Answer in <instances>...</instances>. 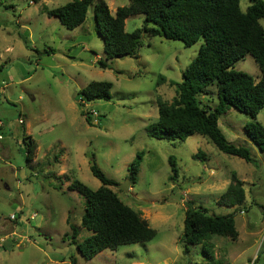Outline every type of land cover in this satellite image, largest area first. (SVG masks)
<instances>
[{
	"label": "rangeland",
	"instance_id": "rangeland-1",
	"mask_svg": "<svg viewBox=\"0 0 264 264\" xmlns=\"http://www.w3.org/2000/svg\"><path fill=\"white\" fill-rule=\"evenodd\" d=\"M71 1L0 0V264H71V258L75 264H264V151L244 130L253 120L229 109L218 118V127L228 142L250 151L254 164L219 152L200 135L184 142L148 135L158 116L156 101H172L203 41L184 47L142 33L135 57L113 59L101 69L96 62L104 61L103 42L92 7L72 31L43 12ZM102 1L111 14L130 2ZM250 5L239 0L242 12ZM142 24L143 16L129 17L125 31ZM233 70L254 81L260 77L248 55ZM159 76L164 82L157 86ZM90 82L111 83L110 100L80 108L77 94ZM216 92L212 87L199 97L211 111L218 105ZM82 110L90 114L92 125ZM256 121L264 127V109ZM26 137L38 147L30 161L22 142ZM139 152L138 179L131 187L127 167ZM197 153L203 159H195ZM171 157L178 170L174 182L169 180ZM92 165L115 182L111 190L118 199L155 231L152 241L105 250L88 261L78 254L70 227L77 231L76 243L91 235L80 226L87 203L68 186L78 180L97 190L101 184ZM232 172L243 183L245 201L227 208L218 200ZM185 205L215 216L232 215L237 239L212 237L210 259L202 246L188 247L184 254Z\"/></svg>",
	"mask_w": 264,
	"mask_h": 264
},
{
	"label": "trees",
	"instance_id": "trees-1",
	"mask_svg": "<svg viewBox=\"0 0 264 264\" xmlns=\"http://www.w3.org/2000/svg\"><path fill=\"white\" fill-rule=\"evenodd\" d=\"M94 1L72 0L55 9L44 8L43 12L72 31L86 21L92 7L95 29L103 42L104 61L96 62L101 69L108 68L107 62L113 59L135 57L141 46L142 33L179 41L184 47L203 41L197 56L184 69L172 101H156L158 116L156 122L148 127V135L179 142L200 135L219 152L254 164L247 148L227 141L218 127V118L229 109L248 116L253 122L244 130L261 152L264 151L261 147L264 145V127L256 121L258 113L264 109V29L260 24V21L264 22V0H249L251 5L245 12L240 10L239 0H130L128 6L117 8L114 14L110 13L104 1L98 0L96 4ZM133 16H143V24L140 29L128 33L125 21ZM247 55L259 69L258 81L233 70V65ZM162 82L164 78L159 76L156 85ZM212 87L217 89L218 99L213 111L199 98ZM111 88L109 82H90L77 94L80 108L87 102L110 100ZM80 114L88 125H92L90 114L83 110ZM22 142L27 161H30L37 146L30 137L23 138ZM142 155L137 153L127 167L126 179L131 187L137 183ZM194 158L203 159V154L197 153ZM168 161L172 173L169 180L174 182L178 170L172 157ZM90 171L101 184L97 190L89 189L78 180L71 181L68 186L87 203L80 226L91 235L76 243L77 231L70 227L72 244L76 245L78 254L88 261L105 250L115 251L122 246L152 241L155 231L138 212L118 199L111 190L116 186L115 182L107 179L96 165L91 166ZM244 201L243 183L232 172L231 181L218 204L234 208ZM185 206L180 240L184 254L188 253V247L202 246L203 254L210 259L212 237L237 239L232 215L215 216L205 209ZM71 264H75V259L71 258Z\"/></svg>",
	"mask_w": 264,
	"mask_h": 264
},
{
	"label": "built area",
	"instance_id": "built-area-1",
	"mask_svg": "<svg viewBox=\"0 0 264 264\" xmlns=\"http://www.w3.org/2000/svg\"><path fill=\"white\" fill-rule=\"evenodd\" d=\"M31 3H33V1H31V2H30V4H31ZM92 114L96 116V113H95V112H94V113H92ZM19 123L21 124V123H22V121H21V120H19ZM2 128H3V123H1V122H0V130H2ZM0 139H2L1 135H0ZM12 219H13V217H12ZM250 264H254V263L252 262V263H250Z\"/></svg>",
	"mask_w": 264,
	"mask_h": 264
},
{
	"label": "water",
	"instance_id": "water-1",
	"mask_svg": "<svg viewBox=\"0 0 264 264\" xmlns=\"http://www.w3.org/2000/svg\"><path fill=\"white\" fill-rule=\"evenodd\" d=\"M92 166H93V165H92ZM127 184H128V182H127ZM118 187H119V189H121V190H128V185H127V186L119 185Z\"/></svg>",
	"mask_w": 264,
	"mask_h": 264
},
{
	"label": "crops",
	"instance_id": "crops-1",
	"mask_svg": "<svg viewBox=\"0 0 264 264\" xmlns=\"http://www.w3.org/2000/svg\"><path fill=\"white\" fill-rule=\"evenodd\" d=\"M38 147H36V150H37Z\"/></svg>",
	"mask_w": 264,
	"mask_h": 264
}]
</instances>
